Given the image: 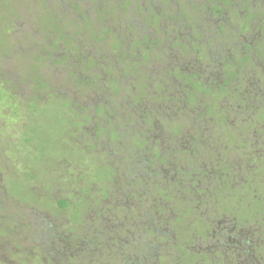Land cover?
Segmentation results:
<instances>
[{
    "label": "rangeland",
    "instance_id": "374dc122",
    "mask_svg": "<svg viewBox=\"0 0 264 264\" xmlns=\"http://www.w3.org/2000/svg\"><path fill=\"white\" fill-rule=\"evenodd\" d=\"M120 1L116 17L112 13L115 0H0V183L19 195L7 198L4 191L0 194V200L8 205V210L0 209V264H89L76 256L89 249L90 234L99 245L101 254L94 261L100 264H155L143 255V246L126 249L122 243L125 235L140 238L141 233L151 239L148 223L159 232L192 211L200 214L201 219H196L203 224L212 225L210 219H217L214 214L204 216L197 206L188 207L190 211L186 209L184 215L170 198L148 193L142 179L157 182L161 168L157 193L173 195V190H178L187 204L207 201L202 203L206 213L217 200L219 215L251 225L249 220L264 209V202L254 203L264 192V155L258 161L248 160L244 148H251L252 132L244 139L237 131L248 115L254 127L264 131V112L249 110L250 103L264 109V55L256 60L251 53L264 40V0H258L262 6L253 0H235L230 18L222 23L227 53L220 45L206 60L190 52L182 55L174 45L161 50L164 40L149 22L157 5L159 14L172 9L171 14L179 15V20L162 18L164 36L181 37L191 49L199 39L205 47L208 32L199 28L202 38L197 32L188 36L193 27L183 23L184 14L191 13L193 5L178 7L169 0ZM200 10L206 13L203 6ZM186 16L200 22L192 14ZM213 20L207 19L205 30L216 38ZM104 27L111 33L105 34ZM89 28L100 38H91ZM113 31L122 41L120 52L113 44ZM138 44L141 48L135 47H140ZM142 48L149 51L146 59ZM135 52L140 53V63L134 64L139 57ZM220 62L225 66L223 76H239L234 91L226 96L218 89L222 85L216 84V88L213 84L221 82ZM185 63L191 68L182 65L178 77L176 68ZM135 66L141 72L136 74ZM196 74L214 80L195 78ZM78 80L85 83L77 84ZM259 90L262 98H257ZM253 121L262 123L258 126ZM131 145H137L144 164L148 161L145 169L132 158L135 150ZM155 153L163 163L151 160L149 155L153 158ZM168 153H179L176 163L169 162L172 168L165 165L171 159ZM228 155L236 157L235 171L223 167L225 163L229 168L227 161L232 162ZM256 165L263 188L252 197L243 192L241 181H250L249 168ZM228 173L236 188L231 196H221L217 188L227 181ZM136 177L141 178L139 186L131 185ZM168 182L173 190L166 187ZM126 183L130 184L127 191ZM99 195H112V212L100 209ZM63 202L66 205L61 208ZM123 206L131 209L130 216L122 215ZM17 210L20 213L15 217L11 213ZM193 222L187 226L197 238L189 239L186 232L177 231L175 248L180 254L176 257L174 252H165L167 264L171 255L177 264L194 261L182 249L185 242L196 251L193 255L198 264L239 262L228 246H219L226 243L219 242L220 230H215L214 243L213 233L207 235L209 244L202 234L204 228ZM253 222L259 223V219ZM49 224L58 230L49 229ZM109 230L118 232L119 239L111 238L104 247L106 243H98L100 234ZM258 238L264 243L262 234ZM30 249L38 250L37 254ZM156 254L162 256L159 250Z\"/></svg>",
    "mask_w": 264,
    "mask_h": 264
},
{
    "label": "flooded vegetation",
    "instance_id": "af4514ba",
    "mask_svg": "<svg viewBox=\"0 0 264 264\" xmlns=\"http://www.w3.org/2000/svg\"><path fill=\"white\" fill-rule=\"evenodd\" d=\"M115 1H117V2L114 5L112 13L117 17V15L119 14V10L121 9L120 8L121 7V1L120 2H118V0H115ZM194 1L195 0H184V1L179 0V2L174 1L173 4H178L179 5L178 7H183V5L185 3L186 4L188 3L190 6L193 5V8L190 7L191 13L188 11L185 14L186 15H191L192 14V15L196 16L197 17V21L200 20V22L199 23H195L196 19H193V20L189 19V17L184 14L183 23H185L187 26L190 25L189 27H193V28L190 29L192 31L188 33V36H190V34L193 35L195 32H197V34H199L200 37L202 38V34L200 33V29L199 28H201L203 33L208 32L207 34H209V35H208V37H206L208 39L207 46L202 47L200 45L199 39H195L194 43L198 42L199 44L195 45L196 46L195 49H191V47H189V46L187 48L186 40H184L181 37L175 38V37H172V36H168L166 38L164 36L163 32H162V25H161L160 21L162 20V18H165V19H167V18H170V19L176 18V19L179 20V18H178L179 15L173 16L171 14L172 13V9L170 10L171 13L165 12V13L159 14L157 8L160 7V6H156L153 9L154 17L153 18H149V22L152 23L151 24L152 26L153 25L155 26V29L158 31V34L164 40V43L162 45V49L161 50H169V45H174V46H177L179 49H181L179 51V53L182 54V55L184 53L189 54V52H190L191 54H193L195 56V58L196 57H205V59L201 58V60H206L207 57L209 55H211V53H213V51L215 52L220 47V45L225 47V49H226L225 53H227L226 45L222 42V40H224V39L221 38V37L224 36V34L222 33L223 31H221V27L223 28L222 23H223L224 19L225 18H230L231 15H229V14L220 15L222 13H220L219 11L218 12H214L213 8H215V6H217V7H221V8H225V9H227V8L229 9L230 8V9L233 10V8L235 6V3H234L235 0H229L231 3H229L228 0H203L202 2H200L198 4H194L193 3ZM253 1L255 2L256 6L260 5V1H259V3H258V0L257 1L253 0ZM223 2H226V4H224ZM128 3H131V2H128ZM219 3L224 4L223 6H226V7H223L222 5H219ZM202 6L204 7L206 13H203L200 10V7H202ZM260 6H262V5H260ZM175 9L177 10V8H175ZM181 13H183V12H181ZM208 13H212V16L211 17L208 16L207 15ZM211 18L212 19H216V20H213V22H212V26L216 27V30H217L216 38L208 30L207 31L205 30L206 29L205 28V24L207 22V19L210 20ZM112 35H113V39H114L113 44H114L115 47L117 46V48H118V50L120 52L121 49L119 48V44L121 43V39H120L119 35L117 34V32H115V31L112 32ZM263 37L261 36V38H263ZM97 39H99V38H97ZM168 42H170L171 44H168ZM138 45L140 47H138V46H135V47L141 48V45L140 44H138ZM253 48H255V50L254 49L251 50L252 56H254L256 58V60H258V59L261 60L263 55H264V40L260 44L258 43V45L254 46ZM142 49H144V54H143L145 56L144 59L148 58L149 54H146V52H149L148 49L147 48H142ZM161 50L159 51V54L161 53ZM135 53L137 55H139V57L137 59H135V61H137V62H135L134 64L138 63L139 59H140V53H138V52H135ZM186 54L184 56H186ZM254 57H253V59H254ZM220 63H221V65L219 67V71L220 72H218V78L221 80V82L220 81H215L214 83L213 82L212 83L215 86H216V84L217 85H222L221 87L219 86L220 88H218L217 86H216V88H218L219 91L222 93L221 95L226 96L227 93H229V90H230V92L234 91L233 90L234 89L233 85H235V81H239V78H238L239 76L233 78L228 73L223 76L221 74V70L225 69V66H224V64L222 62H220ZM182 65H186V66H189L191 68V65L189 63L180 64L176 68V72H175V74H177L178 77H179L178 72L181 69ZM261 65H262V63H261ZM134 71L137 74L138 71L141 72V69H138L136 67V70H134ZM226 77H227V79H226ZM195 78H200V79H205L206 78V79H209L210 81L214 80L213 78H208V77L201 76V75H198V74L195 75ZM182 79L186 82L185 77H182ZM120 80H123V79H120ZM147 80H148V78H147ZM149 83L145 82L143 84L146 85V84H149ZM214 85H213V87H214ZM114 86H118V85L115 83ZM193 88H195V87H193ZM143 89H144V92H146L145 88H143ZM130 91L132 93H134L133 89L130 90ZM257 95H258L257 98L261 97L260 96V90L258 91ZM215 97H217V95ZM225 110H226V108H225ZM257 110L264 112V109L263 108H259V106H257ZM225 113H226V111H225ZM223 116H225V114ZM248 117H249V115L245 118V122L244 123L239 122V128L237 129V131H239L238 135L242 136L244 139H245V137H244L245 134H246L245 136H247V134L251 135V132H252V135H251L252 137H249V139L253 140L252 144L250 143L252 146L250 145L251 148L245 147L244 149H248L246 151L247 152L246 153V157H249L248 160L258 161V158L261 159L262 155H264V143H262V139H264V131L263 132L262 131H258L254 127V125L252 124L251 120L248 119ZM226 120L228 121L229 118H227ZM227 121L225 123H227ZM139 122L141 124H143L142 121H139ZM234 123L236 125L237 121H234ZM253 123L257 124L259 126V123H262V122H254L253 121ZM245 125H249V126L244 127ZM123 146L125 148H128V147H126V144L123 145ZM227 147L229 148V146H227ZM232 149H234L233 142H232ZM134 150H135V154L132 156V158L135 160V163H139L141 165V167L142 168L144 167V169H145V166H146V164H148V161H147L146 164H144L139 158L137 147H135ZM182 152H184V151H182ZM178 154L179 153L169 154V156L171 155L170 156L171 159H170V161H165V165H167L166 167L172 168V166H171V164L169 162H175L176 163V159H177V155ZM228 156H230L232 162L236 158V157H234L235 155H233V157H232V155H228ZM253 156H255V157H253ZM149 157L153 161H156V162H159V163H163V161H160L158 158H156L157 154L153 155V158H152V155H149ZM232 162L227 161V163L229 165V168H226L228 166L225 165V163H223V167H225V169H227L229 171H235L233 165L237 164V162H233V163ZM259 166H261V164H259ZM162 169L163 168H161V170H160L159 176L157 175V182L154 183L153 181H148V179L146 177L142 179V180H146V186H148V185L157 186V184L159 182H161L160 181V179H161L160 175H161ZM251 169H253V170H251ZM249 170L251 172V176H250L249 175V171H248V179H249V176H250V181H248L247 179H242L241 185L245 186L243 188V192L244 193H250V195L253 197V195L257 196V193H259V189L263 188V187L261 185H259V183L261 181V178H260L261 175L259 176L257 174L258 165L250 167ZM198 172H200V171H198ZM252 172H253V175H252ZM226 177L228 178L227 181L225 182V180H224V181L221 182V184L217 188V192L221 196H227L228 197V196L232 195V191L235 190L236 184H233V180H232L233 178H230L231 176H230L229 173L226 174ZM175 181H177V180H175ZM172 182H174V181H172ZM171 183H168V185L166 187H169V189H171V187H172ZM174 191H178V190H174ZM196 195L198 197H200V198H206V195H198V194H196ZM259 196L260 197L258 199L254 200L255 204L264 202V192H263V194L259 193ZM202 203L207 204L209 202L203 201L200 204H194V206H197L200 209V211L202 212L201 214H204V216H210V215L214 214V216L217 219H210L209 218L211 220V222H212V225L209 224V222L206 223L205 221H204V224H203V222H199V220H197L196 218H198L200 216V214L199 213H195L193 211L190 212L191 215H193V217L191 218L190 217L191 215H189V217H187V218L190 219V222H191V220H193V221L197 222V224L198 223L201 224V226L204 228V230L202 231V234H203L206 242H208L210 244V241H208V238H207V235H209L210 232H211V234L213 233L212 239L213 238L216 239V240H213L212 243L216 242L217 241V237H216L215 230H220L219 232H217L218 236H220L219 237V242L220 241H224L226 243H225V245L223 244V246H222V244L219 243V246L221 248L222 247L226 248L228 246L230 248V251L232 253L236 254V258L238 259L237 261H239L237 263L233 262V264H264V243H259L260 239L258 238V234H262V236L264 237V233H263L264 232V223H263L264 220L262 221V219H264V217L261 218V214H260L262 212L264 213V209H261L258 215L253 216L249 220V222L251 223V225H250L249 223H244L243 220H238L237 218L234 219L235 217H229L226 214L219 215V210H218L219 209V203H218L217 200H213L211 202L212 206L210 205L208 207V212L207 213L204 211ZM195 214H197V215H195ZM198 219H201V218H198ZM255 219H259V223L253 222ZM183 220L184 219L179 217L176 220H174L175 224L174 223H172V224L168 223L164 227L165 229L160 228L159 232H153V233L150 232L151 235H154L151 239H145V238L141 239V238H139V239L135 240V246H134V248H130V250H136L138 247L143 246L142 247L143 255H145L146 257L150 258L153 261V263H155V264H163V261H164V264H165L166 262H165V259L163 258V254L165 252L166 253H170V254L172 252H174L176 254L175 255L176 257H177L178 254H180L179 252L176 251V248H175V247H177L176 246V243H177V235H176V233H177L178 229L181 227L179 222L180 221L182 222ZM175 226H178V227H175ZM209 226L211 227V229L213 227H216V229L210 230ZM175 228H178V229H175ZM162 230L164 231L163 233H162ZM170 234L173 235V239L170 238ZM188 236H189V239H194L195 240L197 238L195 232H193V233L189 232ZM182 249L184 251H186L191 257L194 258V261L191 264H198L199 263V259L195 258L196 255H193L194 253H196V251L193 250L192 248H190L187 242L182 244ZM157 250H159L161 252L162 256H160V254H156ZM197 255H199V254L197 253ZM175 256L171 255L169 257L170 258L169 260H171L170 264H177L176 262H173ZM198 257L202 259V257H200V255ZM233 260H234V258H233ZM214 264H216V262Z\"/></svg>",
    "mask_w": 264,
    "mask_h": 264
},
{
    "label": "trees",
    "instance_id": "16d2710c",
    "mask_svg": "<svg viewBox=\"0 0 264 264\" xmlns=\"http://www.w3.org/2000/svg\"><path fill=\"white\" fill-rule=\"evenodd\" d=\"M159 1H161L162 2V0H159ZM169 1H177V2H179V0H169ZM224 4H226V2H223ZM223 4V5H224ZM157 5V4H156ZM158 6V5H157ZM230 6V5H229ZM114 8V7H113ZM213 11L214 12H220V13H222V14H220V15H225V14H229V15H231L230 13H231V10H230V8L228 9H225V8H221V7H217V6H215V8H213ZM225 17V16H224ZM222 18V17H221ZM92 29L91 28H89V33H88V35L91 37V38H93V39H97L98 37H99V34H98V32H95V34H93V31H91ZM221 31H223V28L221 27ZM104 32H105V34H108V33H111V29H108V28H106V27H104ZM100 38V37H99ZM122 46V41H121V43L119 44V47H121ZM36 62H38V59H36ZM94 64H95V62H94ZM78 75V74H77ZM71 76H74L73 74L71 75ZM82 80V79H81ZM238 82V81H237ZM236 82V83H237ZM85 82L84 81H80V80H78L77 81V84H80V85H82V84H84ZM235 83V84H236ZM234 84V83H233ZM234 86V85H233ZM234 90V89H233ZM229 93H230V90H229ZM240 98H241V96H239ZM249 110L250 111H252V113L254 114V112L257 110V105L256 104H253V103H250V107H249ZM258 112H260L259 110H258ZM255 122H258V121H255ZM126 126V124H123V127H125ZM118 130V129H117ZM116 130V131H117ZM103 131V130H102ZM116 131H114V132H116ZM175 131H177V130H175ZM135 146L137 147V145H131L130 146V148H135ZM156 154V153H155ZM154 154V155H155ZM140 180H141V178L139 177H136L135 178V180H134V182H130L131 183V185H135V186H139L138 185V183L140 182ZM169 183V182H168ZM120 185H121V183H120ZM125 190L127 191L128 189H130V184L129 183H126L125 184ZM159 186V185H158ZM158 186H151V185H148V186H146L147 188H144V189H146L147 190V192L148 193H153V194H156V195H158V196H164L165 198H170V200L173 202V206L175 207V209H177L178 210V212H179V209L180 210H182V212H183V214L184 215H186L185 214V212H186V209H188L189 211H190V209L188 208V207H191V206H194V204H187V202H185V201H183V200H181L180 199V192L179 191H174L173 189H171V190H173V195H171L170 194V192L168 193V192H164V191H160L161 193H157V188H158ZM170 190V191H171ZM2 191H4L5 193H3L4 195H6V197L8 198V196L9 195H11V196H17V197H19V195L16 193V192H14V191H12L11 192V190H8L7 191V189L6 188H4V187H2L1 186V183H0V194L2 193ZM164 192V193H163ZM193 193L195 194V191H193ZM111 196L112 195H110V196H108V195H104V196H101V195H99L98 197H99V200H98V202H99V204H100V206H101V208L100 209H106V210H109L110 212H112V210H113V207H114V204L113 203H111L110 202V200H111ZM174 198V199H173ZM21 199V198H20ZM25 201L24 199H21V202H23V201ZM174 200H176L177 202H175ZM14 203L16 204V205H18V202L17 201H14ZM24 203V202H23ZM176 203V204H175ZM64 205H66V203L65 202H63V203H61L60 204V207L61 208H64ZM17 207H19V205L17 206ZM0 209L1 210H3V209H5V210H8V205H7V207H6V201L3 203V201L2 200H0ZM27 209H29V208H27ZM123 213H122V215L124 216V217H128V216H130V208L128 207V206H123ZM29 211V210H28ZM14 212H16V213H11L12 215H14L15 217L18 215V213H20V210H17V211H14ZM34 212V211H33ZM88 212V211H87ZM36 213L37 212H35V215H36ZM75 216H77V213H75ZM156 216H158V215H156ZM189 217V216H188ZM153 218V217H152ZM152 218H150V220L152 219ZM186 219V220H185ZM182 222L180 221L179 223H180V228L178 229V228H175V229H178V234H180L181 232L182 233H189V232H194V230L193 229H191V230H189L188 229V223H191L192 224V222H193V220H191V222H190V219L189 218H185ZM149 220V221H150ZM171 223V222H170ZM174 223V222H173ZM194 223V222H193ZM168 224V223H167ZM175 224V223H174ZM50 225L51 224H49V229H54V230H58V229H56V228H54V227H50ZM166 226V225H165ZM147 227L150 229V232H154L153 231V226H152V224L151 223H148V225H147ZM175 227H178V226H175ZM190 228H191V226H190ZM86 229H88V228H86ZM65 233H68V231L67 232H65ZM99 235V234H98ZM101 236H102V238H101V240H99L98 241V243L99 242H101V241H103V243L105 244L104 245V247H106V245H107V243H109V240L111 239V238H116V240L117 239H119V235H118V232H115V231H106V232H102L101 234H100ZM105 235H106V237H108V239H105ZM176 235H177V233H176ZM139 236H140V238L141 239H143V238H145V235L144 234H139ZM152 236H154V235H152ZM87 237V236H86ZM125 237H126V239H125V241H122V243L124 244V246L126 247V249H128V250H130L129 248H131L130 246H131V244H133V245H135V240H137V239H139V237H132L131 235H125ZM88 239V245H89V249L85 252V253H83V254H81V255H77L76 256V258H79L80 259V261L81 260H84L85 262H87V263H89V264H100V261L98 262V261H94V257H97V254L98 253H100L101 254V251H100V248H99V245H97V244H95V240H94V238L92 237V235L90 234L89 235V237L87 238ZM174 244V243H173ZM106 250V249H105ZM31 253H35V254H37V252H38V250H33V249H30L29 250ZM103 251V250H102ZM121 252H122V250H120ZM26 252V251H25ZM30 253V254H31ZM115 254V253H114ZM99 257V256H98ZM39 258H40V256H39ZM121 258V260H122V257H120ZM95 262V263H94Z\"/></svg>",
    "mask_w": 264,
    "mask_h": 264
},
{
    "label": "clouds",
    "instance_id": "9594fccd",
    "mask_svg": "<svg viewBox=\"0 0 264 264\" xmlns=\"http://www.w3.org/2000/svg\"><path fill=\"white\" fill-rule=\"evenodd\" d=\"M99 38V37H98Z\"/></svg>",
    "mask_w": 264,
    "mask_h": 264
}]
</instances>
